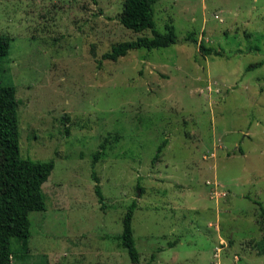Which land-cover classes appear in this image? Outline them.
I'll list each match as a JSON object with an SVG mask.
<instances>
[{"label": "rangeland", "instance_id": "374dc122", "mask_svg": "<svg viewBox=\"0 0 264 264\" xmlns=\"http://www.w3.org/2000/svg\"><path fill=\"white\" fill-rule=\"evenodd\" d=\"M122 3L0 0L20 154L54 162L12 264H130L114 235L133 201L139 264H264V0H156L176 42L103 59L151 36Z\"/></svg>", "mask_w": 264, "mask_h": 264}, {"label": "trees", "instance_id": "16d2710c", "mask_svg": "<svg viewBox=\"0 0 264 264\" xmlns=\"http://www.w3.org/2000/svg\"><path fill=\"white\" fill-rule=\"evenodd\" d=\"M156 0H123L119 22L133 32L149 30L151 36H139L134 40L112 44L110 49L102 54L103 59L117 60L129 50L137 48L165 47L176 42L174 26L171 22L165 24L164 32L155 27L154 8ZM187 39L194 40L193 33L187 34ZM10 37L0 33V57L6 53ZM208 54L209 49L201 46ZM107 137L100 144L103 149ZM166 144L164 140L156 150V155ZM97 149L93 156V165L100 158L101 150ZM54 167L52 160L40 161L22 157L19 149V122L15 87L2 83L0 80V264H12L15 253L11 248L12 238H17L21 251L28 250L30 236L29 213L34 210H44L45 201L42 184L47 180ZM93 178L97 181V177ZM94 191L99 202L104 196L100 185L95 183ZM261 215L264 218V207L259 201ZM136 203L133 201L125 210L122 218L121 232L114 235L120 244L126 248L130 264H139V252L131 226ZM172 244V243H171ZM149 264V263H148Z\"/></svg>", "mask_w": 264, "mask_h": 264}, {"label": "water", "instance_id": "95a60500", "mask_svg": "<svg viewBox=\"0 0 264 264\" xmlns=\"http://www.w3.org/2000/svg\"><path fill=\"white\" fill-rule=\"evenodd\" d=\"M139 192V191H138Z\"/></svg>", "mask_w": 264, "mask_h": 264}]
</instances>
